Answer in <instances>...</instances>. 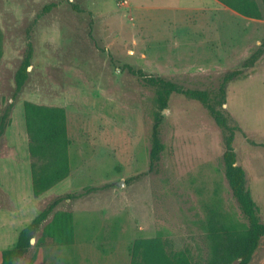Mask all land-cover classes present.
Here are the masks:
<instances>
[{"label":"rangeland","instance_id":"374dc122","mask_svg":"<svg viewBox=\"0 0 264 264\" xmlns=\"http://www.w3.org/2000/svg\"><path fill=\"white\" fill-rule=\"evenodd\" d=\"M255 1L261 19L214 10L211 0H0V114L12 102L28 43L34 48L30 79L0 140V212L21 229L56 198L73 196L18 264H130L139 238H160L206 264L212 213L245 221L225 178L222 131L205 107L173 94L159 110L154 91L129 68L185 88L218 89L264 40V0ZM198 4L205 9L192 8ZM25 101L67 116L70 175L38 197ZM224 108L241 127L234 148L264 222V55L228 85ZM157 112L164 151L150 169ZM55 215L70 216L63 242L45 233ZM250 264H264V238Z\"/></svg>","mask_w":264,"mask_h":264},{"label":"trees","instance_id":"16d2710c","mask_svg":"<svg viewBox=\"0 0 264 264\" xmlns=\"http://www.w3.org/2000/svg\"><path fill=\"white\" fill-rule=\"evenodd\" d=\"M238 14L252 19H261L262 12L255 0H218ZM56 4L44 8L50 11ZM79 11L77 6H73ZM34 48L29 42L20 67L15 75V88L12 102L7 104L0 114V140L11 124V114L21 93L30 79L29 68L32 66ZM264 55V40L258 48L242 63V67L226 72L216 90L185 88L173 81L160 76L146 74L143 70H133L146 86L154 91V101L159 110L169 106L173 94L185 96L200 102L207 110L215 124L223 134L224 154L223 166L225 178L230 187L238 209L245 221L233 216H222L213 212L206 225L209 241V256L206 264H250L264 238V222L259 216V208L247 186L246 172L238 164L234 142L241 127L231 114L224 108L227 87L235 79L244 75ZM3 56L0 40V60ZM24 116L28 135V150L32 159L31 177L35 197L42 195L55 185L65 180L71 172L69 159V138L66 111L59 107L39 105L25 101ZM164 115L157 112L151 134L150 169L158 165L164 144L161 128ZM73 196H60L36 217L31 224L24 227L19 234L17 244L12 249L2 252L0 264H18L32 247L31 241L37 235L42 224L46 222L55 208L65 199ZM70 216L59 219L54 216L53 223L45 227V233L63 242L71 235ZM39 241L36 242L38 244ZM130 264H194L187 250H170L169 245L160 238L136 239L130 249Z\"/></svg>","mask_w":264,"mask_h":264},{"label":"crops","instance_id":"0c3cea01","mask_svg":"<svg viewBox=\"0 0 264 264\" xmlns=\"http://www.w3.org/2000/svg\"><path fill=\"white\" fill-rule=\"evenodd\" d=\"M211 3L213 5V9L214 10H220V9H224V8L230 9V8L226 7L225 5H223L221 2H219L218 0H211ZM172 8L175 9V10L183 9L179 5L178 6L174 5ZM192 8L193 9H197V10L205 9V7H203L200 4H198L196 7H192ZM207 9L210 10L211 8H207ZM240 16L243 17V18H246V17H244L242 15H240ZM11 218L12 217H10V215H7L6 212H0V262H1V258H2V252L4 250H7L6 246H10L8 244L12 243L13 244L12 248H14L16 246V244H17L20 231L24 228L23 225H22L23 228H21V229H15V230L13 228L11 229L10 224H9L10 223L9 220ZM12 248H10V249H12Z\"/></svg>","mask_w":264,"mask_h":264}]
</instances>
